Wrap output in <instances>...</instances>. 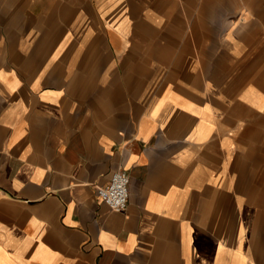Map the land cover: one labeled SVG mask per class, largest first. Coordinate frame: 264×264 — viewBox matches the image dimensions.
I'll return each instance as SVG.
<instances>
[{
    "label": "crops",
    "instance_id": "1",
    "mask_svg": "<svg viewBox=\"0 0 264 264\" xmlns=\"http://www.w3.org/2000/svg\"><path fill=\"white\" fill-rule=\"evenodd\" d=\"M0 264H264V0H0Z\"/></svg>",
    "mask_w": 264,
    "mask_h": 264
},
{
    "label": "built area",
    "instance_id": "2",
    "mask_svg": "<svg viewBox=\"0 0 264 264\" xmlns=\"http://www.w3.org/2000/svg\"><path fill=\"white\" fill-rule=\"evenodd\" d=\"M99 198L112 210L124 211L130 198V176L119 168L111 174L109 182L99 187Z\"/></svg>",
    "mask_w": 264,
    "mask_h": 264
}]
</instances>
